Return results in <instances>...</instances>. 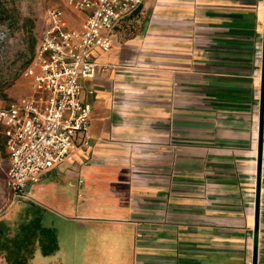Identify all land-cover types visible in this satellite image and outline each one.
<instances>
[{"label":"crops","instance_id":"crops-1","mask_svg":"<svg viewBox=\"0 0 264 264\" xmlns=\"http://www.w3.org/2000/svg\"><path fill=\"white\" fill-rule=\"evenodd\" d=\"M142 6L95 50L112 68L83 81L91 145L46 173L78 180L35 249L53 264H264V0Z\"/></svg>","mask_w":264,"mask_h":264},{"label":"built area","instance_id":"built-area-1","mask_svg":"<svg viewBox=\"0 0 264 264\" xmlns=\"http://www.w3.org/2000/svg\"><path fill=\"white\" fill-rule=\"evenodd\" d=\"M64 7L46 13L44 33L32 66L25 75L31 93L7 103L0 99V129L9 167L5 185L16 197L31 194L46 173L91 145L92 103L84 98L83 81L112 66L99 65L95 50L112 48L110 32L144 0H62ZM67 12L79 19L69 23ZM93 90L87 92L88 96Z\"/></svg>","mask_w":264,"mask_h":264},{"label":"rangeland","instance_id":"rangeland-1","mask_svg":"<svg viewBox=\"0 0 264 264\" xmlns=\"http://www.w3.org/2000/svg\"><path fill=\"white\" fill-rule=\"evenodd\" d=\"M57 6L64 7L62 0H0V99L3 102L31 93L32 81L25 73L32 66L40 45L46 13ZM67 17L72 26L79 28V19L74 13L67 12ZM0 136V264H20L19 261L53 264L49 255L35 249L40 227L52 231L56 239L59 218L52 207L55 206L53 199L66 196V183L70 185L78 179L46 174L41 182L29 184L27 190L31 189V194L25 198L14 196L5 185L9 155L5 138ZM50 182L54 188L43 194L46 204L40 206L37 188ZM79 193L72 192V198L78 199Z\"/></svg>","mask_w":264,"mask_h":264},{"label":"water","instance_id":"water-1","mask_svg":"<svg viewBox=\"0 0 264 264\" xmlns=\"http://www.w3.org/2000/svg\"><path fill=\"white\" fill-rule=\"evenodd\" d=\"M141 5L134 14H138L142 10ZM263 132H264V38H263V60H262V84H261V99H260V133H259V150H258V186H257V196L259 198L260 192V180L262 171V158H263Z\"/></svg>","mask_w":264,"mask_h":264},{"label":"trees","instance_id":"trees-1","mask_svg":"<svg viewBox=\"0 0 264 264\" xmlns=\"http://www.w3.org/2000/svg\"><path fill=\"white\" fill-rule=\"evenodd\" d=\"M1 131H2V130L0 129V135H2ZM2 137H4V136L2 135ZM0 140H1V136H0ZM35 231H36V230H35ZM49 232H50L49 229H46V228H43V227L41 228V227H40V232H39V233H41V234H42V233H46V234H48ZM34 233H35V232H34ZM34 233H33V234H34ZM29 236H30V235H29ZM30 238H31V239L33 238V237H32V234H31V237H30ZM31 241H32V240H31ZM19 263H20V264H24L23 261H22V262L19 261Z\"/></svg>","mask_w":264,"mask_h":264}]
</instances>
